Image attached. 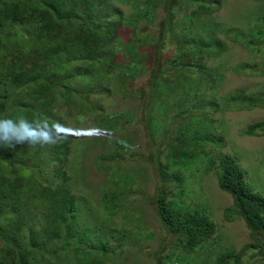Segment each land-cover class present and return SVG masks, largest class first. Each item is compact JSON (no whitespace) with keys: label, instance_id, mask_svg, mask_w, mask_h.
<instances>
[{"label":"trees","instance_id":"16d2710c","mask_svg":"<svg viewBox=\"0 0 264 264\" xmlns=\"http://www.w3.org/2000/svg\"><path fill=\"white\" fill-rule=\"evenodd\" d=\"M194 1H199V6L188 18H199L202 25L198 31L188 27L184 42L201 46L199 41L214 38L223 43L220 34L227 32L230 41L251 54H262L259 60L254 55L232 68L264 73V0H254L260 9L245 14L246 28L231 29L226 25L229 21L211 17L222 0ZM176 2L0 0V119L23 116L56 141L15 147L0 143V264H127L129 256L156 235L146 223V207L153 210L165 236L163 244L152 251L155 264H256L257 250L264 249V196L251 186L247 169L235 156L221 154L210 169L215 171L219 187L233 199L223 216L227 221L242 219L250 231L251 241L240 250L217 252V224L210 214L179 204L173 197L183 196L184 190L166 187V182L183 181V175L170 168L189 154V130L197 133L194 115L186 113L187 98L180 104L185 111L166 95L171 89L184 95L221 90L228 68L226 65L222 74L215 76L200 60L204 56L193 61L195 49L180 37V29L186 27L177 22ZM161 5L166 12L157 34L149 39L140 37L142 22L156 21ZM252 15H256L253 21ZM170 33L184 47L161 61ZM154 41L156 52L151 54L148 45ZM213 53L208 55L215 57ZM215 59L224 63L220 55ZM153 60L150 92H155L156 104L167 107V118L152 126L155 112L146 99L141 109L151 142L145 157L142 148L133 147V133L119 134L136 116L134 111L124 107L108 112L103 100L115 97L120 90L123 95L132 91L130 79L147 70V62ZM252 88L223 95L226 107L264 105V88ZM142 95L146 93L141 91ZM171 113L174 119L169 121ZM80 114L81 119L77 117ZM91 117L90 124L103 126L107 133L94 136L87 144H102L107 136L117 133L96 153L95 164L108 177L97 200L89 196L87 181H77L78 164L70 157L75 152V129L68 123L85 128L84 121ZM103 117L106 125L100 123ZM243 133L263 136L264 119L249 123ZM218 138L223 143L222 137H213ZM135 162L140 164L135 166ZM151 178L153 188L148 185ZM169 243L172 247L167 249ZM260 260L258 263L264 264Z\"/></svg>","mask_w":264,"mask_h":264},{"label":"rangeland","instance_id":"374dc122","mask_svg":"<svg viewBox=\"0 0 264 264\" xmlns=\"http://www.w3.org/2000/svg\"><path fill=\"white\" fill-rule=\"evenodd\" d=\"M176 1L177 22L182 23V26L186 27V29H180L179 32L182 42L185 43L184 40L187 37L184 34L187 33V31L189 32L188 27L194 31H198L202 25L200 22L201 19L197 18L189 21L188 18V16L192 15L198 8L199 1ZM259 6L260 5L254 0H222L221 6L217 7L216 10L211 11V17H214L215 20L221 22L229 21L226 23L227 28L229 29L233 27L246 28V23L244 22L245 14H247L248 10L258 11L260 9ZM158 11L159 14L156 21L148 20L142 22L141 31H143V35L140 37L146 36L149 39L152 35L157 34L159 30L158 25H160L166 12L163 5H161ZM207 16L208 14H206V17ZM254 16L256 15H252L250 20L253 21ZM131 32H133V29H131ZM231 32L230 36H233L234 31ZM203 34H197V36L209 39L203 37ZM227 35V32L220 34L222 40L225 41L223 43L214 38L211 40H203V42L199 41L201 46H197L195 43H185L187 46L195 49L196 53L193 61H198L201 56H204V60H200L205 64L204 66H206L207 70L208 68L212 69L211 73L215 76L218 75V73L222 74L227 65V78L224 87H221V90L218 88L211 91L206 89L203 92L199 91L184 95L183 91L181 92L178 89H171V93L166 95V99L171 100L172 103L178 105L181 110H185L183 106H180L182 98H187L188 105L186 106L184 104L187 109V111H185L187 114L191 113L194 115V126H197V133L190 129L188 132L189 136L187 135L190 138L188 141V144L190 145L189 154L182 157L179 163L170 168L171 172L182 174L183 181H174L173 183L166 182V187L172 191H176L178 188L184 190L185 194L183 196L175 195L173 197L179 204L186 207L205 209L210 214L211 218L217 224L216 234H218L219 237L218 242H216L217 245L214 246L217 252L227 248L240 250L245 243L251 241V238L250 231L242 219L227 221L223 216V210H225L226 206L232 203L233 199L229 193L223 191L219 187L217 175L215 171L210 169L212 161L217 159V157L223 153L235 156L241 165L247 169L248 181L251 186L264 196V135L247 136L243 133L249 123L264 119V105H259L250 109L238 106L230 110L226 107L223 99V95L237 92V89L243 87L264 88V73L261 74L258 70L252 73L232 68L239 63L247 62L252 59L254 55L255 58L259 60L262 54L259 52L251 54L250 50L246 47L244 48L238 42L230 41L229 37H226ZM172 36L173 35L170 33L166 39L163 51V56L165 58L161 61L169 58L170 53L175 55L184 47L179 43L177 38ZM224 44H226V50L224 49ZM148 46L151 49V54L152 52H156V41L149 43ZM219 46H222L223 48L221 49ZM210 51H212V53L214 52L213 54L215 57L220 55V58L224 59V63L217 62L215 57L209 56L208 54ZM165 62L166 61H164V63ZM154 63V60L153 62H147V70L141 72L133 80L130 79L128 85L131 86L132 91L129 90L126 95H123V91L120 90L121 92L115 94V97H108L103 100L104 107L108 112L120 111L123 110L124 107L130 108L134 111L136 116L126 129L119 132V134L129 135V133H133V141H135L133 147L136 149L142 148L145 152V157L149 155L150 148L147 147V145L149 146L151 142L148 123L145 119L144 112L141 109L142 106L144 107L146 99L152 103L151 106H153V111L155 112L153 124L151 121L152 126L159 120L165 123L167 118V107L163 105L160 106L159 103L156 104L157 101H154L153 97L155 92H150V87H153L151 82L153 77L152 69L155 68ZM169 72L170 71H168V73ZM207 78H204L206 84ZM173 87H176L174 83ZM141 91L143 93L145 92L146 95H142L141 97ZM80 111L84 112V107L80 108ZM173 115L174 113L168 115V117H171L169 121L174 119ZM77 117L81 119L82 116L80 114ZM92 119L93 117L84 121L83 126L85 128L82 126L75 127L72 122L68 123L69 126H72L75 129V134L73 136L75 152H73L70 157L78 164V171L80 173L77 176V181H87L90 184V190L92 192H90L89 196L97 200L99 189L101 185L107 181L108 177L103 174L102 171L98 170L97 165L95 164L96 153H98V149L101 150L102 146L106 144L107 138L115 137L117 133L115 132L113 135L107 136L102 144H91V142L87 144L89 140L95 139L94 136L99 138L105 137V134L107 133L103 126L91 125L90 123ZM149 119H151L150 116ZM100 123L106 125L107 122L104 121V117L101 118ZM184 132H186V130ZM217 135L218 137L223 138V143L219 138L217 141L213 139V137H216ZM190 155H192L191 158ZM136 162H139V160ZM136 162L134 165L138 166L140 163ZM156 178L161 182L159 173ZM153 184L154 179L151 178L148 185L153 188ZM175 186H178V188ZM145 219L147 225L155 231L156 235L153 238H150L151 240L148 242H145V245H142L143 247L138 253H133L131 251L133 254L129 256L127 264H155V258L153 257L152 251L157 250L164 242L165 236L161 225L156 220L151 208L146 207ZM171 247L172 245L169 243L167 249H170ZM147 248L150 253L147 251ZM257 253H259L258 257L253 261L256 264H260L258 263L262 262L260 259H263L264 261V249L260 251L257 250ZM149 254L150 257L148 256Z\"/></svg>","mask_w":264,"mask_h":264},{"label":"clouds","instance_id":"9594fccd","mask_svg":"<svg viewBox=\"0 0 264 264\" xmlns=\"http://www.w3.org/2000/svg\"><path fill=\"white\" fill-rule=\"evenodd\" d=\"M52 127L60 129L58 124H53ZM55 142L48 132L33 127L32 123L23 116L16 120L0 119V143L7 147L24 143L35 146Z\"/></svg>","mask_w":264,"mask_h":264}]
</instances>
